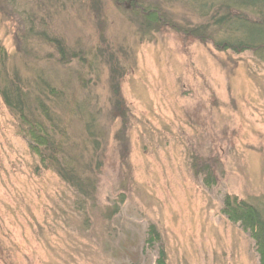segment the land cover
Returning a JSON list of instances; mask_svg holds the SVG:
<instances>
[{
  "label": "rangeland",
  "instance_id": "1",
  "mask_svg": "<svg viewBox=\"0 0 264 264\" xmlns=\"http://www.w3.org/2000/svg\"><path fill=\"white\" fill-rule=\"evenodd\" d=\"M134 1L100 0L101 18L92 0H18L21 17L0 13L6 69L33 91L39 76L58 87L63 95L52 108L73 151L100 163L96 202L85 215L74 191L41 169L0 96V264H157L161 245L168 264H260L250 234L222 208L230 194L264 213V60L168 26L143 31ZM145 1L160 2L179 23L205 22L187 1ZM31 7L77 59L60 63L38 38L21 39L18 49ZM113 76L129 110L122 140ZM204 168L217 179L211 186ZM153 224L161 240L151 245Z\"/></svg>",
  "mask_w": 264,
  "mask_h": 264
},
{
  "label": "trees",
  "instance_id": "2",
  "mask_svg": "<svg viewBox=\"0 0 264 264\" xmlns=\"http://www.w3.org/2000/svg\"><path fill=\"white\" fill-rule=\"evenodd\" d=\"M121 3L122 0H115ZM190 3L199 12L203 19L202 25L185 21L179 23L170 16L168 9L160 2H146L145 0L134 1L133 11L135 15L143 19L140 27L143 31L155 29L160 26H168L178 33L187 37H194L205 44L214 40L215 48L219 51L231 50L234 53L253 52L256 57L264 60V0H182ZM141 2V3H140ZM18 0H0V13L4 19H14L15 13L21 10ZM22 6V5H21ZM39 6V4H38ZM42 6V5H41ZM39 6V7H41ZM100 0H92L90 10L95 11L101 18L99 10ZM35 7L26 15V22L29 27L25 36H19L17 47L20 51L21 39L29 43V38L45 40L52 44L58 54L60 63L67 64L77 59L78 52L70 49L65 41L58 36H51L47 30L45 19L36 20ZM44 9V8H43ZM168 12H167V11ZM26 14V11H23ZM22 12V14H23ZM43 28L40 30L36 26ZM37 24V25H36ZM158 25V27H156ZM21 31V26L19 27ZM49 29V28H48ZM215 35L218 38L215 39ZM24 50V49H23ZM33 49L25 50L32 51ZM6 49L1 48L0 52V96L8 109L18 120L17 133L26 141L29 149L35 154L40 162L41 169L51 170L68 185L77 196V207L88 215L89 208L94 207L99 187L98 169L100 163L92 166L91 160L84 161L85 155L82 151H73V144L70 142L68 130L64 127L63 120L53 110L52 103L60 98L63 92L50 84L42 82L39 76L35 80L34 91L19 76L18 72L11 73L6 69L8 59ZM29 56V55H28ZM32 57V56H30ZM25 56L26 58H30ZM111 72L118 73L115 66V57L111 55ZM113 95V117H120L122 129L119 130L117 138L122 140L121 132L127 129L129 123V110L123 99L120 80L111 78ZM83 108L84 105L82 104ZM79 111V110H77ZM88 132L91 133V124H87ZM122 143V142H121ZM98 140L92 143L93 149L97 151ZM77 148V147H75ZM102 163V162H101ZM196 168L197 165H194ZM208 174L204 182L211 186L217 179L214 174L204 168ZM125 196L121 195V202ZM114 208V207H113ZM116 209V210H115ZM115 211L118 210L116 204ZM222 212L233 223H239L245 232H248L254 240L256 251L259 255L260 264H264V213L256 205L241 199L238 196L227 194L224 198ZM87 219H90L87 216ZM161 236L153 224L149 228L148 241L152 245L160 242ZM157 264H168L167 253L161 245Z\"/></svg>",
  "mask_w": 264,
  "mask_h": 264
}]
</instances>
